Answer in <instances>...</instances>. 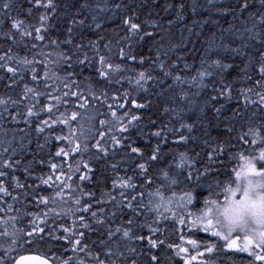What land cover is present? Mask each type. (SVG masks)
Wrapping results in <instances>:
<instances>
[{
    "label": "trees",
    "instance_id": "trees-1",
    "mask_svg": "<svg viewBox=\"0 0 264 264\" xmlns=\"http://www.w3.org/2000/svg\"><path fill=\"white\" fill-rule=\"evenodd\" d=\"M44 3L46 0H41L40 5H37L35 0H13L10 15H0V56L13 57L11 60L0 61V65H3L0 67V99L6 101L4 105H0V162L11 157L13 163V168L2 169L6 173L5 186L11 195L0 201V207L5 209L4 219L10 215L22 217L15 227L24 229L16 244L12 243L11 238L0 237V257H3L4 250L9 248L11 251L5 258L6 264H12V260L17 256L30 253L46 255L50 259L53 255L59 257V260H52L54 264H61V260L73 256L71 250L65 251L71 248L68 242L59 238L65 235L63 227H73L71 218L49 213L48 222L43 225L46 229L42 234L43 238L34 236L33 242L28 243L26 234L32 231V227L29 226L31 217L25 216V213L39 214L43 218V214L48 213L49 209L59 213L65 207H75L73 200L82 197L83 193H91L94 194V199L83 196L80 207L83 204H91L92 211L105 209L106 218L115 212V216L108 219L106 224H93L94 230L91 232L83 230V243L88 246L93 256L99 255V259L104 260L105 264H111L112 260L117 264H133V261L135 264H154L152 256L157 257L155 264H183V261L175 256L173 249L168 247L170 244L181 243L180 226L170 220H155V213L148 210L149 200L154 201L155 198L150 197L148 192H155L159 185L164 184V193L170 195L167 181L158 177L161 175V169L171 162L178 152H187L194 159H197L196 154L199 153L198 160L202 163L206 160L208 151L212 147L218 148L221 141L235 145L236 137L246 132L249 126L264 125V104L260 103V97L264 95V77L259 72L260 53L264 52V24L258 23L257 20L260 13L264 12V5H260L258 0H253L247 11L239 13V9L234 7L237 0H53L55 11L52 7H44ZM83 4H87V7H81ZM117 4L120 8L113 11ZM179 5L183 7L178 10ZM100 8L105 10L100 11ZM224 8L231 11L221 14L218 9ZM251 13L256 15L252 16ZM41 15H46L49 19L47 30L41 33L44 39L38 41L35 38V28L40 26ZM92 16L97 17L96 21L92 20ZM129 17L134 23L138 20L137 24L140 25L135 36L130 35L129 26L124 23ZM14 20L22 21L24 26H31L25 27V30L32 33L31 37L22 38L18 31L12 29ZM74 20H83L84 23L73 27L72 45H67L64 41L68 39L69 24ZM153 21L158 27L152 26ZM168 21L173 23L169 24ZM96 23H100L101 28L95 29ZM253 25L256 27L250 33L248 29ZM257 32L260 33L258 39L250 38L255 37ZM146 33L151 35H145ZM53 41L57 43L53 44ZM76 45H81L82 50L77 56H73V60L82 59L86 53L89 60L95 56L98 62L99 55H104L109 63L121 64L126 71L114 76L109 83L99 78L96 72L98 63L85 65L83 69H69L67 65L59 67L57 54L71 52ZM97 47L98 55L95 50ZM232 49L238 51L233 52ZM121 50L126 53L125 57H121ZM128 56H134L135 60L128 59ZM23 59L33 61L32 65L19 63ZM213 60L221 61L222 65L230 64L231 67L226 71L222 67L210 68ZM161 62L163 70L160 67ZM185 64L190 65L187 70ZM9 67L17 69V73L13 75L8 72ZM32 68L36 69V80L32 78ZM202 69L213 73L205 80L207 87L200 88L197 84L187 82ZM46 71L49 73L47 79L44 75ZM67 71H74L72 79L79 82V87L66 89L64 83L70 81H62L52 75L58 73L62 78ZM166 71H170L171 75L165 76ZM140 72H145L149 77L142 88L135 84ZM177 75L184 78L183 84L174 82L173 77ZM85 77L90 79L86 80ZM117 80L121 82L116 83ZM89 84L103 103L89 98V105L80 108L78 105L82 101L73 98L68 105L61 104L52 113H48L45 107L50 102L47 94L62 96L66 91H82L87 96ZM104 84L107 85L106 88ZM229 86L231 99L220 95ZM26 87L33 89V93L26 95ZM241 89H251L248 95L255 103L246 105ZM34 93L46 95L37 97ZM185 94V98L181 99ZM133 100L146 107H135ZM120 104L124 105L122 109L117 107ZM108 105L113 108L109 109ZM221 105L224 107L217 117L214 109L220 108ZM30 107H34L38 115L25 119ZM72 110L77 112L78 118L71 121L69 126L56 124L48 127L42 124L45 120L51 124V121L57 118L66 119L70 117ZM112 110L117 111L118 116L129 114L123 120L124 124L128 123L131 116H138L140 119L127 132L121 134L120 125L112 121ZM13 116L16 117L15 120L12 119ZM101 120L108 121V124L101 126ZM182 124L192 125L191 133L182 129ZM38 126L44 127L45 130L37 132ZM109 127H112L111 135L121 140V146L113 150L111 136H105L101 142V147L108 149L105 155L94 145L101 141L100 132L108 133ZM169 128L173 129V132H167ZM228 128L232 129L231 133L227 132ZM156 131L162 132L161 137L152 135ZM180 135L189 136L186 144L182 141L174 142L179 140ZM57 136L67 139L57 140ZM165 136L167 143L160 144ZM193 136L196 137L195 140L191 139ZM245 139L249 144L245 145L242 140L239 141L244 155L250 146L257 147L251 145V137ZM203 141H209V144L206 146ZM77 143L82 149L87 145L88 151L72 152ZM157 144H160L162 155L168 154L164 155L162 162L148 163ZM132 148L140 149V153H132ZM60 149L68 155L57 156L56 153ZM230 151L234 154L236 148ZM257 154L259 155L258 150ZM222 159L226 164L221 169L224 173L219 178L221 182L230 174L234 175L232 169L237 163V159L228 160L227 156H222ZM16 161L20 163L17 164ZM85 162L91 171L83 167ZM141 163L147 165L144 177L140 176L138 168ZM52 164L57 165L55 171L51 167ZM260 166H264V161L260 162ZM200 170L203 171V168ZM48 176H52V181L47 185L43 184L41 178ZM56 176L60 179L57 180ZM69 176L72 177L71 180L68 179ZM81 176H87V179L82 181ZM13 177L23 185L22 189L14 187ZM117 177H133L132 183L136 187L128 189L121 197L118 189H113V182ZM148 177L152 180L146 188H141L140 185ZM206 177L213 178L211 174H206ZM69 184L75 191L64 187ZM214 188L216 187L213 186L211 192ZM61 189L64 190V199L56 196ZM189 190L193 191L194 195L190 209H199L203 199L209 196V187L206 184L195 185L185 181L177 189V193L179 195ZM69 193L71 199H67ZM105 193H110L115 200L109 201ZM11 196H19V199L13 201ZM134 196L136 200L133 204L137 211L116 206V201L124 200L126 205ZM45 197L48 198L47 205L41 203L37 206V201ZM8 203L14 204L11 212L7 211ZM141 203L143 208L139 207ZM16 208L20 211L16 212ZM78 215H84L91 222L90 213ZM130 218L131 225L128 224ZM142 224H151L161 229L153 234L152 238L163 240L165 243L158 248H150V233L147 228L141 227ZM117 225H121L122 229L131 227L133 239H124L122 234H117L114 239L108 240L107 228L111 226L115 231ZM7 227L9 232L13 231L11 224ZM2 228L3 226L0 231L4 230ZM192 231L196 233V238L215 242V238L209 233L200 232L198 228ZM137 237L140 239H136ZM101 240L106 241L103 247ZM184 246L189 247L191 251V246ZM105 248L111 249L112 257L104 255ZM200 251L203 252V248ZM77 259H84L86 264H97L95 259L85 253H79ZM202 259L212 264H247L251 257L247 253L227 250L223 243H217L214 252H205Z\"/></svg>",
    "mask_w": 264,
    "mask_h": 264
},
{
    "label": "snow or ice",
    "instance_id": "snow-or-ice-1",
    "mask_svg": "<svg viewBox=\"0 0 264 264\" xmlns=\"http://www.w3.org/2000/svg\"><path fill=\"white\" fill-rule=\"evenodd\" d=\"M37 5L41 4V0H35ZM211 2V0H210ZM260 5H264V0H258ZM253 0H237L235 8L239 9V13H243L249 9V7L252 5ZM13 0H0V15L2 16H9L12 8ZM44 7H52L53 11H55V7L53 5V0H46V3L43 4ZM81 7H87V4L81 5ZM99 7V6H98ZM183 6L179 5L178 10L181 9ZM120 8V5L117 4L115 6V9L113 11ZM104 8H100V11H104ZM218 11L221 12V14H227L231 11L229 8H224L222 10ZM29 12H31V9H29ZM238 13V14H239ZM250 15L255 16V13H251ZM49 17L46 15H41L40 17V26L35 28V38L38 41H43L44 36L41 35L42 32H45L47 30V22ZM97 17L92 16V20L96 21ZM180 19H183V17H180ZM258 23L264 24V12H261L260 15L257 17ZM83 20L79 21H72L69 24L68 28V39L64 41L67 45H72V35H73V27L77 24H83ZM124 23L128 25V30L130 35L135 36L140 29V25L137 23L132 22V18L129 17L124 20ZM169 24L173 23V21H168ZM95 29L101 28L100 23H96ZM152 26L158 27L155 21L152 22ZM25 27L30 28L31 26H24L22 21L14 20L12 23V29L18 31L20 33V36L23 37H31L32 33L28 30H25ZM203 27V25H201ZM256 25H253L252 28L248 29V31L251 33L255 29ZM191 31V29H189ZM145 35H151V33H146ZM260 36V33L257 32L255 37L250 38H256L258 39ZM143 38V37H141ZM53 44H56V41L52 42ZM107 47V45L105 46ZM82 50L81 45H76L75 49L71 52H60L57 54L58 56V65L59 67L63 68L64 65H67L69 69H74L75 67H79L83 69L85 65L92 66L95 63H98V66L96 67V72L98 73L99 78L102 80L108 81L109 83L112 82V78L114 76L120 75L121 72L126 71V69L121 64H113L109 63L107 61V58L104 55H99L98 62L96 61V57L94 56L92 60H89L88 55L85 53L82 59H76L73 60V56H77ZM97 55L99 54L98 47L95 49ZM233 52L238 51V49H232ZM121 57H125L126 53L121 50L120 53ZM130 60H135L134 56H128L127 57ZM11 60L13 57L8 56L5 58L4 56H0V61L3 60ZM260 61L261 64L259 65V72L262 77H264V52L260 53ZM19 63H22L25 66L32 65L33 61H30L28 59H23L19 61ZM141 63H143V59H141ZM3 65H0L2 67ZM175 66V65H174ZM161 70H163V62H161ZM190 67V65L185 64V70H187ZM209 67H215L217 69H220L221 67L226 71L228 68L231 67L230 64H221V61L219 60H213ZM247 68V65H246ZM8 72L13 73L15 75L17 73V69L9 67ZM33 72V80H36V69L32 68ZM45 78H49V73L45 72ZM53 76H56L57 79L63 80H69L70 83H64V88L70 89L71 87H79V82L72 79L74 76V71H67L64 77H59L58 73H52ZM171 72L166 71L165 76H170ZM213 75V73L207 69L199 70L196 74V76H193L190 80L187 82L190 84H197L198 87L204 88L208 85L205 84V80L207 78H210ZM86 80L90 79V77H85ZM123 79V77H121ZM149 80V77L146 75L145 72H140L137 76V79L135 80V84L138 88H142L144 84H146ZM173 80L175 83L183 84L184 78L177 75L173 77ZM198 81V83H197ZM116 83H120V80L115 81ZM33 89L31 88H25V94L27 93H33ZM242 94H244V100L245 104L249 103H255V101H252L248 95L249 92H251V89H241ZM37 97L46 95V93H34ZM25 95V98H26ZM49 97V103L45 106L48 113H52L56 108H58L61 104L68 105L71 99L76 98L79 101H82L79 103L80 108H85L87 105H89V98L92 101H99L103 103V101L100 100V97L96 95L95 89L91 84L88 86V92L87 96H85V93L82 91H66L62 94V96H56L52 94H47ZM221 96L231 99V91L230 86L229 88H225L221 93ZM259 95V94H258ZM106 96V93H105ZM125 96H127V93H125ZM186 96L182 95L181 99H184ZM115 99V97H114ZM212 99H216V97H212ZM54 102V103H53ZM6 103L5 100L0 99V105H4ZM260 103L264 104V95H261L260 97ZM133 104L137 108H143L146 107V105L137 104L135 100H133ZM109 109H112V105H108ZM117 107L123 108L124 105L120 104ZM224 106L221 105L220 108L214 109L217 117H219L221 109ZM167 111V109L165 110ZM235 111V110H234ZM38 115V113L34 110V107L28 108L27 115L25 119L31 118L32 116ZM63 116V114H61ZM128 113H125L124 116H118L117 111L112 110L111 111V117L112 121L115 122V124H119V131L121 134L127 132L129 128L133 127L135 125V122L140 119L138 116H131L130 119H128V123L124 124L123 120L128 117ZM78 118L77 112L73 111L70 115V117L66 119L57 118L56 120H52L51 124H49V121L45 120L42 122L43 125H46L48 127H51L52 125L56 124H64L65 126H69L71 121H75ZM13 120L16 119L15 116L12 117ZM101 126H105L108 124V121L101 120L100 121ZM182 129H187L189 133H191L193 126L188 124H182ZM264 125L259 126H249L246 132L241 133L238 137H236L237 144H231L225 141H221L219 144V147H212L210 151H208L207 158L202 163L199 162L198 157L199 153L196 154L197 159L192 158L187 152H178L176 154V157L169 162L163 169H161V175L158 177L159 179L167 181V188L170 192V195H166L163 191L165 185L161 184L158 186L157 190L155 192H148V195L150 197L155 198V203H153V200H149V207L148 210L150 212L155 213V220L157 222H164V221H172L175 225L180 226V244H170L168 245L169 248L173 249L175 256L179 257L183 264H207L205 260L202 259L204 253H213L216 249L217 243H223L225 249L227 250H235L240 253H247L251 259L247 262V264H264V232L261 233L262 240L260 243H257L254 241L251 237L243 236L236 234L229 233L228 235H225L223 232L218 231L213 226V221L211 219H208L207 221L200 219V218H194L192 214V210L190 209V205H192L194 200L193 191H184L177 193V189L185 182L189 181L194 183L195 185H201L206 184L209 189V196L203 199V204L208 203H215L214 200H210L211 196V189L213 186L216 188H219L221 181L220 176L224 175V173L221 171L222 168L225 167L226 161L222 159V156H227L228 160L231 159H238L239 160V168H233L232 173L235 175L237 180H239L240 176L243 174L245 176L247 175H259L261 173H264V166H261L259 169H257L256 165L252 163V160L244 155V149L239 146V141H243L245 145L249 144V141L245 139V137H251V145L257 146V147H249L248 151H257L259 152V160L264 161ZM45 130L44 127H37V132H43ZM177 132L179 130H176ZM232 129L228 128L227 132L231 133ZM167 132H173V129H167ZM112 133V127H109L108 133L100 132L101 141H97V144L94 145L95 148H97L98 151L103 152L105 155L108 153V149L101 147V142L103 138L107 135L111 136L112 140V148L115 150L118 146H121V140L118 139L115 135H111ZM155 137H161L162 132L156 131L152 133ZM57 140L67 139V137H56ZM192 140H195L196 137H191ZM189 136L187 135H180L178 141H174L176 143L184 142L185 144L188 142ZM71 143V141H69ZM167 143V139L165 136L164 140L160 141V144ZM203 143L207 146L209 144V141H203ZM160 144H157L155 149L152 152V156L150 158V161L148 163H156V162H162L164 160V155H167L168 153H165L164 155L161 154V147ZM232 148H236V152L233 154L230 150ZM81 151H88L87 145L81 148V145L79 143L76 144L74 148H72V152H81ZM132 153H140V149L138 148H132ZM174 151V150H170ZM57 156L60 155H68V153L64 152L63 149L58 150L56 153ZM177 160L179 162H177ZM17 164H19V161H16ZM198 163H200V166L198 167ZM52 169L55 171L57 169L56 164L51 165ZM79 165L77 166V171H79ZM83 167L88 169V164L85 162L83 163ZM115 167V166H114ZM146 167L147 165L145 163H141L138 168L140 171V176L144 177L146 175ZM203 168V171L200 170V168ZM4 168H13V163L11 161V157H9L8 160H3L0 162V201H3L4 197H8L11 195L9 193L7 187L4 184L3 178L6 176L5 171L2 169ZM91 171V169H88ZM206 174H211L213 178L208 179L206 177ZM232 176L231 174L229 177ZM228 177V178H229ZM43 184H49L50 181H52V176H48L47 178H41ZM56 179L59 180L60 177L56 176ZM69 180L72 179V177H68ZM80 179L83 181L87 179V176H81ZM133 177H117V180L113 182V189H119L120 195L123 197L125 195V192L128 189H134L136 187L135 184L132 183ZM152 180L151 177H148L143 184L140 185L141 188H146L149 182ZM14 181V187L16 188H23V185L19 183V181L13 177ZM65 188L70 189L71 191H75L72 189V186L65 185ZM225 191H228V186L225 184ZM236 189L231 190V196L235 197L236 195ZM27 195V193H25ZM106 196H108L109 201H114L115 198L111 196L110 193H105ZM57 197H60L64 199V190L61 189L60 192L56 193ZM83 196H87L88 199L92 200L94 199V194L91 193H83L82 197L76 198L73 200V204L75 207H65L61 212L55 213L53 209H49L48 213L43 214V218L39 214H33V213H25V216H30L31 219L29 221V226L32 227V231L28 232L27 235V242L32 243L34 236H40L42 239V234L45 232V228L43 225L47 224L49 219V213H53L56 216H63V217H69L72 219V228L63 227L64 236L59 237L62 240H66L68 244L71 246L70 249H65V251L71 250L73 252V256H69L67 259L61 260V264H86V261L84 259H77V255L79 253H85L88 257L95 259L97 261V264H105L104 260L99 259V255L93 256L92 252L88 250V246L84 245L83 239H84V231L87 230L89 232L93 231V224L101 225L106 224L108 219H111L115 216V212L109 214V217H105V209H99L98 211H92L93 205L91 204H83L82 207V198ZM248 198V191L245 190L244 195L240 197L239 200H236L235 203L240 204L242 202H245ZM11 199L13 201H16L19 199V196H11ZM67 199H71V194L69 193ZM141 199H143V196L141 195ZM231 199V197H230ZM136 200V197L134 196L132 200H128L127 204L125 205L124 200L116 201V206L118 208H125L131 209L132 211H137L136 207H134L133 201ZM107 202V201H103ZM44 203L47 205L48 198H42L41 200L37 201V206L39 204ZM97 203H101V201H97ZM140 208H143L144 205L141 203L139 205ZM163 207L164 211L161 212L160 209ZM14 208V204L8 203L7 204V211L11 212ZM16 212H19L20 209L16 208ZM5 211L3 207H0V212ZM78 213H90V220L86 219L84 215H78ZM179 213V214H178ZM139 214V213H138ZM170 214V215H169ZM209 213L204 212V215L207 216ZM22 219L20 216H7L6 219L0 217V226H3L4 230L0 231V237H7L11 238L12 243L16 244L17 239L20 233H23L24 229L19 228L17 229L15 227L16 223ZM132 220L131 218L128 221V224L131 225ZM11 224L13 231L9 232L8 225ZM142 228H147L150 233V237L148 239V244L150 248H158L160 245H163L165 241L163 240H157L155 238H152L153 234H156L161 231V229L157 227H153L151 224H142ZM199 229L200 232L203 233H209L211 237L215 238V242L211 240H202L201 238H196V233L192 230ZM53 230H55L54 224H53ZM117 234H122V238L124 239H133L132 237V229L131 227H126L122 229L121 225H117L115 228V231L109 226L107 228V239L112 240ZM49 235H52V233H49ZM73 238H75V242L73 243ZM136 239H140V237H137ZM106 241L101 240L100 244L103 247L105 245ZM191 246V251L189 247H185L184 245ZM2 247V245H0ZM203 248V252L200 251V249ZM130 251H134V249H129ZM11 251V249H5L4 250V256L0 257V264H6V257L8 255V252ZM192 252H195V254H192ZM104 255L107 257H112L113 252L111 249L105 248L104 249ZM59 257H56L53 255L51 260H59ZM30 262V264H50V258H48L46 255H36V256H28V257H20L18 260H16V264H24V262ZM152 261H157L156 256H152ZM111 264H117L115 260L111 261ZM133 264H135V261H133Z\"/></svg>",
    "mask_w": 264,
    "mask_h": 264
},
{
    "label": "clouds",
    "instance_id": "clouds-1",
    "mask_svg": "<svg viewBox=\"0 0 264 264\" xmlns=\"http://www.w3.org/2000/svg\"><path fill=\"white\" fill-rule=\"evenodd\" d=\"M245 155L252 160L257 169L261 167L257 151H248ZM235 168H239L238 159ZM225 184L228 191L224 190ZM232 189L237 190L235 197L231 196ZM246 189L247 200L240 204L235 203L244 195ZM210 200H214L215 203L202 204L199 209L192 210L194 218L205 221L211 219L213 226L225 235L231 233L241 237L248 236L257 243L261 242V233L264 232V173L247 176L242 174L239 180L232 175L222 181L219 188H214ZM155 202L154 200L153 203ZM160 211H164L163 207ZM204 212L209 214L205 216Z\"/></svg>",
    "mask_w": 264,
    "mask_h": 264
},
{
    "label": "water",
    "instance_id": "water-1",
    "mask_svg": "<svg viewBox=\"0 0 264 264\" xmlns=\"http://www.w3.org/2000/svg\"><path fill=\"white\" fill-rule=\"evenodd\" d=\"M28 256H36V255H24V256H21V257H28ZM19 258H20V257H19ZM19 258H18V259H19ZM18 259H17V260H18ZM15 264H16V262H15ZM24 264H30V262L25 261ZM50 264H52V263L50 262Z\"/></svg>",
    "mask_w": 264,
    "mask_h": 264
},
{
    "label": "rangeland",
    "instance_id": "rangeland-1",
    "mask_svg": "<svg viewBox=\"0 0 264 264\" xmlns=\"http://www.w3.org/2000/svg\"><path fill=\"white\" fill-rule=\"evenodd\" d=\"M3 180H4V178H3ZM4 184H5V180H4ZM118 193L120 194V190L118 189ZM0 196H2V194H0ZM0 217H2L3 218V212H0ZM2 226H0V228H1Z\"/></svg>",
    "mask_w": 264,
    "mask_h": 264
},
{
    "label": "bare ground",
    "instance_id": "bare-ground-1",
    "mask_svg": "<svg viewBox=\"0 0 264 264\" xmlns=\"http://www.w3.org/2000/svg\"><path fill=\"white\" fill-rule=\"evenodd\" d=\"M162 16V15H161ZM137 17V16H136ZM141 18V17H140ZM138 21V20H137ZM137 21H136V23H137ZM140 21V20H139ZM125 60V59H124ZM121 62H122V60H121ZM134 62V61H133ZM127 65V64H126ZM84 68V67H83ZM85 71V70H84ZM89 75V74H88ZM96 75V74H95ZM96 80V79H95ZM101 83V82H100ZM98 84V83H97ZM102 84V83H101ZM105 85V84H104ZM109 85V84H108ZM111 85V84H110ZM107 87V85H105V88ZM103 88H104V86H103ZM107 90V89H106ZM73 111V110H72ZM32 153V152H31ZM3 229V228H2Z\"/></svg>",
    "mask_w": 264,
    "mask_h": 264
}]
</instances>
